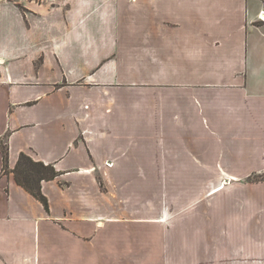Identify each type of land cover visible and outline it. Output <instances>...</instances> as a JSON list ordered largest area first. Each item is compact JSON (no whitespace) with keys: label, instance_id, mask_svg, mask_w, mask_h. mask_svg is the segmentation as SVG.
I'll use <instances>...</instances> for the list:
<instances>
[{"label":"crops","instance_id":"1","mask_svg":"<svg viewBox=\"0 0 264 264\" xmlns=\"http://www.w3.org/2000/svg\"><path fill=\"white\" fill-rule=\"evenodd\" d=\"M262 11L0 0V264H264Z\"/></svg>","mask_w":264,"mask_h":264},{"label":"trees","instance_id":"2","mask_svg":"<svg viewBox=\"0 0 264 264\" xmlns=\"http://www.w3.org/2000/svg\"><path fill=\"white\" fill-rule=\"evenodd\" d=\"M0 149L6 162L7 147L1 142ZM4 171H6V165L4 164ZM16 181L22 185L30 194L38 199L44 207L47 209L46 198L40 191L41 181H48L54 179L57 173L50 165H44L40 162H33L29 157L20 155L14 170ZM249 182H264V171L260 174L252 175L248 178Z\"/></svg>","mask_w":264,"mask_h":264},{"label":"built area","instance_id":"3","mask_svg":"<svg viewBox=\"0 0 264 264\" xmlns=\"http://www.w3.org/2000/svg\"><path fill=\"white\" fill-rule=\"evenodd\" d=\"M29 1H32V2H35V3H41V2H45V1H47V0H29ZM259 19L264 21V11H262V12L259 14Z\"/></svg>","mask_w":264,"mask_h":264}]
</instances>
